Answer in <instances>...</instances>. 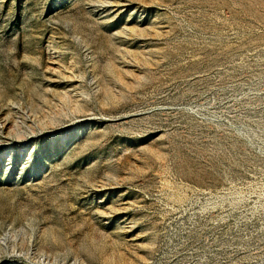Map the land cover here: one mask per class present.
Segmentation results:
<instances>
[{
  "label": "rangeland",
  "instance_id": "obj_1",
  "mask_svg": "<svg viewBox=\"0 0 264 264\" xmlns=\"http://www.w3.org/2000/svg\"><path fill=\"white\" fill-rule=\"evenodd\" d=\"M0 264H264V0H0Z\"/></svg>",
  "mask_w": 264,
  "mask_h": 264
},
{
  "label": "bare ground",
  "instance_id": "obj_2",
  "mask_svg": "<svg viewBox=\"0 0 264 264\" xmlns=\"http://www.w3.org/2000/svg\"><path fill=\"white\" fill-rule=\"evenodd\" d=\"M9 127V126H8Z\"/></svg>",
  "mask_w": 264,
  "mask_h": 264
}]
</instances>
